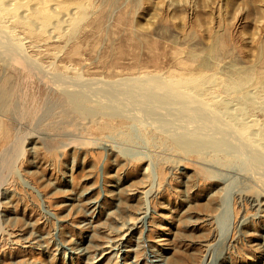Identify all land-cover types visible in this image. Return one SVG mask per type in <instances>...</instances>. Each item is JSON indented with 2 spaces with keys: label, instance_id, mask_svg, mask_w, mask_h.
<instances>
[{
  "label": "rangeland",
  "instance_id": "obj_1",
  "mask_svg": "<svg viewBox=\"0 0 264 264\" xmlns=\"http://www.w3.org/2000/svg\"><path fill=\"white\" fill-rule=\"evenodd\" d=\"M0 30L19 51L0 52V264H264L260 168L210 175L171 134L79 124L30 72L1 69L156 77L264 148V0H0Z\"/></svg>",
  "mask_w": 264,
  "mask_h": 264
},
{
  "label": "bare ground",
  "instance_id": "obj_2",
  "mask_svg": "<svg viewBox=\"0 0 264 264\" xmlns=\"http://www.w3.org/2000/svg\"><path fill=\"white\" fill-rule=\"evenodd\" d=\"M4 37L0 30V52H15L19 57L18 49L13 48ZM13 56L15 57L14 53ZM2 68L30 72L32 77L42 85L45 84L47 92L58 95L62 101L60 106L63 112H72L70 115L78 117L79 124L103 127V120H108L109 123L110 120L120 118L130 121L132 125L148 124L171 134L175 143L186 142V146L192 145L200 152L201 160L207 162L206 170L210 175L215 174L218 169L225 170L239 164L249 165L251 169L257 166L263 173L256 174L264 180V148L254 144L256 139H252L253 133L248 130L245 132L246 126L237 128L233 123L222 121L217 113L206 111L204 107L207 106L187 107L185 101L188 96L181 94L174 83L163 84L156 77L102 81L73 78L69 75L65 77L40 67ZM10 95V89L0 88V105H6ZM263 196V193L257 194L256 202L260 203V197ZM134 221H139V218ZM131 227L130 224H121L119 241L106 244L105 250L113 251L116 260L119 245ZM7 235L0 233V243L10 239Z\"/></svg>",
  "mask_w": 264,
  "mask_h": 264
}]
</instances>
